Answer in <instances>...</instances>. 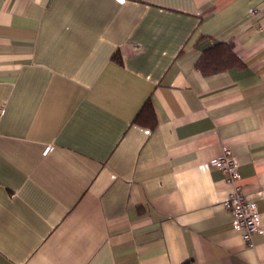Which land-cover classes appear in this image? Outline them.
<instances>
[{
    "label": "crops",
    "instance_id": "crops-1",
    "mask_svg": "<svg viewBox=\"0 0 264 264\" xmlns=\"http://www.w3.org/2000/svg\"><path fill=\"white\" fill-rule=\"evenodd\" d=\"M222 41L244 66L204 75ZM0 264H264V0H0Z\"/></svg>",
    "mask_w": 264,
    "mask_h": 264
},
{
    "label": "built area",
    "instance_id": "built-area-1",
    "mask_svg": "<svg viewBox=\"0 0 264 264\" xmlns=\"http://www.w3.org/2000/svg\"><path fill=\"white\" fill-rule=\"evenodd\" d=\"M211 164L224 172L225 180L230 186L224 204L233 214L234 229L240 232L247 246H253L252 237L261 230V220L257 204L244 191L237 157L229 147H224L222 152L211 160Z\"/></svg>",
    "mask_w": 264,
    "mask_h": 264
},
{
    "label": "trees",
    "instance_id": "trees-1",
    "mask_svg": "<svg viewBox=\"0 0 264 264\" xmlns=\"http://www.w3.org/2000/svg\"><path fill=\"white\" fill-rule=\"evenodd\" d=\"M113 59L120 62L121 56L118 53ZM244 62L234 50L233 41L217 42L203 50L196 61V67L204 74L209 75L232 67L241 68ZM134 121L148 127H155L157 119L150 100H147L136 114Z\"/></svg>",
    "mask_w": 264,
    "mask_h": 264
}]
</instances>
